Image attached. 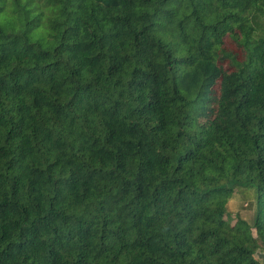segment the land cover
<instances>
[{
  "label": "trees",
  "instance_id": "trees-1",
  "mask_svg": "<svg viewBox=\"0 0 264 264\" xmlns=\"http://www.w3.org/2000/svg\"><path fill=\"white\" fill-rule=\"evenodd\" d=\"M259 249L264 0H0V264Z\"/></svg>",
  "mask_w": 264,
  "mask_h": 264
},
{
  "label": "rangeland",
  "instance_id": "rangeland-1",
  "mask_svg": "<svg viewBox=\"0 0 264 264\" xmlns=\"http://www.w3.org/2000/svg\"><path fill=\"white\" fill-rule=\"evenodd\" d=\"M229 46L234 47L232 42L229 43ZM248 195V194H247ZM242 192L236 190L231 195L228 202V215L225 217L232 224H234L238 217H243L249 222H253L256 209L252 200ZM256 234V230H253ZM256 257L259 261V264H264V250L259 249L256 253Z\"/></svg>",
  "mask_w": 264,
  "mask_h": 264
}]
</instances>
